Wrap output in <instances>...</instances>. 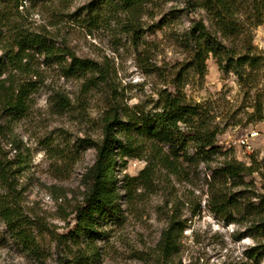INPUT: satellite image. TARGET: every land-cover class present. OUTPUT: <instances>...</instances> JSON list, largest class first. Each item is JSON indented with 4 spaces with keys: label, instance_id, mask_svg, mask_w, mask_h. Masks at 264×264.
Returning <instances> with one entry per match:
<instances>
[{
    "label": "rangeland",
    "instance_id": "1",
    "mask_svg": "<svg viewBox=\"0 0 264 264\" xmlns=\"http://www.w3.org/2000/svg\"><path fill=\"white\" fill-rule=\"evenodd\" d=\"M0 9L8 10L12 20L3 33L10 32L8 25L45 26L56 43H68L79 57L96 60L108 73L89 91L85 77L66 78L57 65L42 64L45 80L33 93L28 114L13 120L0 111L1 150L14 161L25 158V170L17 173L24 191L20 204L35 235L34 247H27L0 216V264H82L69 233L76 227V205L83 201L82 177L96 160L97 150L87 141L102 138L100 118L109 100L124 111L141 108L153 114L160 110V94L179 91L188 103L204 106L217 128L222 151L212 166L226 154L264 164V69L257 79L242 82L211 56L204 77L191 73L183 89L173 86L186 61L184 34L192 20L207 16L187 0L147 2L139 38L127 32L128 15L105 0H0ZM252 34L264 59V24ZM57 92L71 99L68 108L56 102ZM184 148L190 159L182 174L157 163L150 180L131 194L122 188L125 177L140 175L149 148L145 145L143 158L118 168L124 215L100 219L106 235L94 243L98 252L88 264H264V236L209 209L210 170L195 157L193 141ZM255 177L260 186L261 177ZM4 192L0 187V195ZM172 215L187 225L179 236V252L168 255L158 243ZM80 247L89 249L87 242Z\"/></svg>",
    "mask_w": 264,
    "mask_h": 264
},
{
    "label": "trees",
    "instance_id": "2",
    "mask_svg": "<svg viewBox=\"0 0 264 264\" xmlns=\"http://www.w3.org/2000/svg\"><path fill=\"white\" fill-rule=\"evenodd\" d=\"M149 1L105 0V3L120 7L128 15L127 32L139 38L144 29L140 15ZM187 1L193 10H203L207 16L192 20L184 34L186 61L173 86L183 89L191 73L204 77L211 56L223 71H233L242 82L257 79L264 69V59L256 51L252 33L264 24V0ZM8 12L0 9V111L9 119L28 114L32 95L45 80L42 64L57 65L66 78L85 77L83 86L89 91L107 80L108 73L99 62L79 57L68 43H56L45 26L32 30L25 25H8L10 32L3 33L8 20L12 22ZM89 72L91 77H87ZM56 95L61 108L71 105L68 96L60 92ZM158 104L160 110L147 114L141 108L124 111L117 102L109 100L100 118L102 138L87 141L88 146L97 150L96 160L82 177L83 201L76 205L77 223L69 233L70 240L79 247L77 256L82 264H88L97 254L94 243L106 235L100 219L119 220L124 215L118 168H126L131 158H143L145 145L150 152L145 157L147 165L140 175L125 177L122 188L127 194L150 180L157 163L173 174H182L184 162L190 159L184 152L190 139L196 148L195 157L205 161L210 170L206 178L209 209L225 221L247 223L254 236H264V164L258 161L248 164L226 154L212 166L222 148L217 145L218 131L205 107L188 103L179 91L169 90L160 94ZM24 170V156L14 161L0 148V187L5 189L0 195V216L20 242L32 248L33 222L20 204L24 191L19 188L17 178V173ZM256 173L261 177L260 186ZM186 225L187 220L169 217L158 248L168 255L179 252V236ZM83 242L88 243L89 252L80 247Z\"/></svg>",
    "mask_w": 264,
    "mask_h": 264
}]
</instances>
